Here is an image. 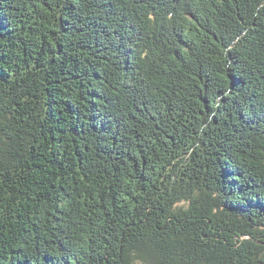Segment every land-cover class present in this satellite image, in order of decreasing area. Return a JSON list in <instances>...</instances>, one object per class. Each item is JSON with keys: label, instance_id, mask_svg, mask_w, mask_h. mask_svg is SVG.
I'll return each mask as SVG.
<instances>
[{"label": "trees", "instance_id": "16d2710c", "mask_svg": "<svg viewBox=\"0 0 264 264\" xmlns=\"http://www.w3.org/2000/svg\"><path fill=\"white\" fill-rule=\"evenodd\" d=\"M0 264H264V0H0Z\"/></svg>", "mask_w": 264, "mask_h": 264}]
</instances>
